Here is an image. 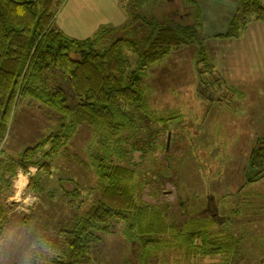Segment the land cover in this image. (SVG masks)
<instances>
[{
    "label": "rangeland",
    "instance_id": "rangeland-1",
    "mask_svg": "<svg viewBox=\"0 0 264 264\" xmlns=\"http://www.w3.org/2000/svg\"><path fill=\"white\" fill-rule=\"evenodd\" d=\"M71 1L79 8H82L81 3L86 2ZM91 1L88 0L89 3ZM95 1L103 6L112 2ZM163 1L155 11L151 6V13H145L150 20L140 13L134 14V19L132 17L130 22L122 24V27H127L124 31L118 30L122 27H116V21L93 27L88 12V17L81 22L85 25L80 23L77 28L73 27L71 36L77 39L93 37L103 26L111 30L115 37L129 35L132 30L139 29L136 24L146 25L144 21L152 23V15H156L159 18L156 23L163 26L176 23L187 27L193 25L195 7L186 5L184 8V0ZM83 9L89 11L90 7ZM68 10L66 12L65 8L57 12L56 27L64 28V21L68 22ZM103 17L108 18L109 14L98 15V19ZM215 28L209 26L203 39L210 38L208 34L216 32L213 31ZM145 29H141L140 33L145 39L154 40L156 32ZM204 43L212 44L208 41ZM195 45L200 47L199 42ZM213 47L216 46L209 47L212 53L215 51ZM127 53L131 68H137L139 57L132 51L127 50ZM198 55V77L194 75L195 70H191L194 66L190 57L181 54L171 53L146 71L142 82L150 108L135 112L134 126L120 135L128 139L122 148L127 156L120 158L115 154L110 158L114 164L135 172L131 185H134L139 199L158 204L150 208V215H158L153 222L167 219V231L160 233V245L154 249L156 252L142 254L143 248L136 247L126 238L128 225L116 223L112 233H101V240L78 264H264V176L254 182L248 180L260 169L249 167V164L255 145L264 136L256 134L253 138L242 139V134L238 135L242 130L239 121L242 122L245 117L236 111V107L225 108L222 103L213 102L219 98L226 102L229 98L223 99L221 96L224 93H228L230 98L236 97L237 93H220L226 88V83L206 66L209 52L205 50ZM246 78L264 86V76L251 73ZM197 82L201 87L200 96L205 99L199 107L193 90ZM212 87L216 92L210 91ZM177 88H182V91ZM163 104L164 108L160 107ZM46 108L35 100L22 97L9 133L0 146V264H47L56 257L68 259L58 232L74 219L85 215L95 203L96 196H87L90 194L86 187L90 189L93 184L100 185L96 183L97 177L91 181L94 175L91 167L96 161L95 153L99 158L106 157L103 136L96 139L92 128L84 125L65 149L53 156L44 154L58 143L60 131L56 128L50 136V129L59 115ZM233 115L238 127L231 128L232 134H223L218 139L208 137L213 127L219 126L214 124L216 121L228 123ZM260 120L264 123V113ZM229 125L231 127L232 124ZM46 135L50 136L49 143L44 147L46 150L35 151L36 155L32 154L29 160L23 157L27 147L41 142ZM21 160L32 162L27 169L20 164L13 169V165ZM47 163L52 164L53 173H42V179L36 177L39 165ZM172 169L180 175L176 194L167 185L168 181L163 179L172 177L173 180L175 172ZM38 183H42L44 191ZM154 183L158 185L156 192L151 188ZM77 188L80 194L73 192ZM61 195H66L69 200ZM168 206H171L170 209ZM149 221L152 222V219ZM198 227L220 236L225 244L224 252L206 254L200 248L197 250L198 245L203 243L202 239H198V244L195 240L192 245L188 235ZM128 232L131 233L129 228Z\"/></svg>",
    "mask_w": 264,
    "mask_h": 264
},
{
    "label": "trees",
    "instance_id": "trees-1",
    "mask_svg": "<svg viewBox=\"0 0 264 264\" xmlns=\"http://www.w3.org/2000/svg\"><path fill=\"white\" fill-rule=\"evenodd\" d=\"M66 1L0 0V146L9 133L22 97L35 100L46 109L53 110L55 115L58 114V121L49 134L52 137L55 129L60 128L58 136L64 139L57 138L58 143L46 150L44 147L50 141V136L46 135L41 142L27 147L23 154L27 160L36 155L35 151L42 149L46 150H43L44 154H57L66 148L84 125L92 128L96 139L97 136L104 138L106 157L99 158L95 153L96 161L91 167L94 170L91 181L97 177L96 183L100 185L93 184L90 189L86 187L90 194L87 196H96L95 203L85 215L74 219L58 232L68 259L56 257L47 264H78L101 240V233H112L116 223L128 225L131 233L127 228L126 238L136 247H142V254H152L160 245V233L167 231V219L153 222L158 215H150V208L158 204L147 203L142 197L139 199L134 185H131L135 172L114 164L110 158L115 154L120 158L127 156L122 148L128 139L120 135L134 126L135 112L148 111L149 103L142 82L146 71L183 46L199 42L200 52L205 53L200 33L202 12L194 0H188L196 6L190 27L181 23L163 26L156 23L159 18L155 15L152 23L144 21L146 25L136 24L139 29L132 30L129 35L115 37L111 30L103 27L93 37L77 39L55 26L56 14ZM252 19L264 20L262 0H241L239 13L221 36L239 37ZM145 27L146 31L148 28L156 32L154 40L145 39L140 33ZM126 28L118 30L124 31ZM127 50L139 57L135 69L131 68ZM203 60L206 61L205 58ZM207 65L209 71L214 72L213 65L206 61ZM22 160L14 164L13 169L18 168L19 164L27 169L32 162ZM250 165L260 169L248 178L249 182L264 176L263 138L260 142L258 140L252 151ZM39 166L36 177L42 179V173H53L52 164ZM172 170L175 172L173 180L172 177L163 179L168 181L167 185L176 194L180 175L175 169ZM38 184L44 191L42 183ZM154 184L151 188L156 192L158 185ZM76 190L73 192L80 194L79 188ZM171 206H168L169 209ZM148 219H152V222ZM205 230L198 227L191 231L188 235L191 244L195 240L198 244V239H202L203 243L198 245L197 250L200 248L206 254L223 253L225 244L220 236Z\"/></svg>",
    "mask_w": 264,
    "mask_h": 264
},
{
    "label": "crops",
    "instance_id": "crops-1",
    "mask_svg": "<svg viewBox=\"0 0 264 264\" xmlns=\"http://www.w3.org/2000/svg\"><path fill=\"white\" fill-rule=\"evenodd\" d=\"M111 1L112 2H110V4L103 6L99 3H96L95 0H92L91 3L86 0L85 3H81L82 8H79L78 4L77 6H75V4L71 0H67L63 7H61V9L64 10L66 8V12L67 9H69V14L67 15L66 19L68 22L64 21L62 26L64 27L63 29L61 27H57L65 32L68 36H71L74 33L73 27L77 28L76 25L80 24L84 21L85 18L88 17V12L89 14H91L89 19L93 21V27H99L100 25L102 26L103 23H111L112 21H116V27H122L124 26L122 24L130 22L133 15L137 13L142 14V16L150 20V16L145 15V13H151V6L153 11H155L159 6H161V2L164 3L163 0ZM169 1L170 3H172L174 0ZM194 1L202 12V32H200L202 38L206 36V29L209 26L216 27L215 30H213L216 32L208 34L210 38L205 40L202 39V42L204 47H206V51L209 52V59L207 60V62L209 61L208 64L213 65L214 72L218 76V79L226 83V88L221 89L220 93H222V91L223 93L226 91H232V95L233 93H237V96H232V98H230L228 93H222L223 95L221 97L223 99H229L226 102H222L219 98L213 102L215 104L222 103L225 108L236 107V111L242 114L243 117H245L242 122L239 121V123L242 124V127L240 128L242 130L238 135L242 134V139H245L248 136L253 138V136L256 134H258L259 136H264V123H261L260 120L261 114L264 113V86L258 81H253V79H250L251 81H249V79L246 78L247 76L249 77L251 73L260 77L264 76V20H250L239 37H222L221 35L226 33L231 21L239 13L241 0ZM262 3L264 5V0H262ZM186 5L196 7L194 6L195 4L191 5L190 2L184 0V5L182 6H184L185 8ZM85 6H89L90 10L87 11L86 9H83V7ZM106 13L109 14L108 18L104 19L103 17L102 19H98V15L101 14L106 16ZM153 18L154 16L152 15V19ZM71 23H73V26L71 25ZM81 24L85 25L83 23ZM205 41L212 43L211 46H216L213 47L215 49L214 53H212V51L210 50L209 47L211 46H209L208 43L205 45ZM198 46L199 45L195 44L187 45L183 46L180 49H177V53H173L174 51L172 52V54H181L186 56L187 58L190 57V60L194 67L192 66L193 68L190 67L189 69L192 68V72H194L195 70L194 75H196L197 77L198 70H196V63L199 59L198 53H200L201 51L200 47L198 48ZM214 54H216L217 57ZM165 59H163L162 61H164ZM198 83L199 82H197V84ZM197 84L193 90L195 92L199 107L205 102V99L203 96H200L201 87L199 86V84ZM177 90L182 91V88H177ZM210 91L216 92L213 87L212 89H210ZM160 100L161 99L159 98V101ZM160 107L164 108V104L160 105ZM210 108L215 109L216 107L211 106ZM244 108L248 110H245ZM214 124H219L220 127H213V132H211V136L208 137L212 138L213 136V138L215 139H218L223 134H232L231 128L238 127L235 116L232 117L228 123L225 121H216ZM229 124H232L231 127ZM64 197L69 200L66 195Z\"/></svg>",
    "mask_w": 264,
    "mask_h": 264
}]
</instances>
